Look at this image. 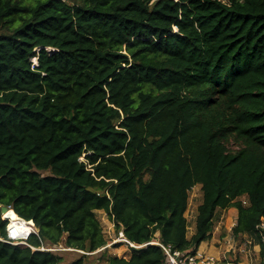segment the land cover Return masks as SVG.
I'll use <instances>...</instances> for the list:
<instances>
[{"label":"trees","instance_id":"obj_1","mask_svg":"<svg viewBox=\"0 0 264 264\" xmlns=\"http://www.w3.org/2000/svg\"><path fill=\"white\" fill-rule=\"evenodd\" d=\"M0 204L37 229L11 243L0 212V264H84L97 210L147 243L100 264L195 252L227 207L259 242L264 0H0Z\"/></svg>","mask_w":264,"mask_h":264},{"label":"rangeland","instance_id":"obj_2","mask_svg":"<svg viewBox=\"0 0 264 264\" xmlns=\"http://www.w3.org/2000/svg\"><path fill=\"white\" fill-rule=\"evenodd\" d=\"M81 159H83L81 157ZM42 174H47V171H41ZM201 201V190L199 185H195L190 193H189V202H188V209L186 211V219L188 222L187 226V236L189 237L194 231V218L196 214V207ZM96 217L100 223L102 232L107 240L106 245L111 242L112 238H114L117 233L115 228L108 217L107 213L103 210H97ZM3 218V214H2ZM4 219V218H3ZM216 222L214 224V239L218 240L219 243L214 244L213 240H205L200 242L197 247V250L205 252L207 254H212L214 256L218 255V251L220 250L222 256L224 254V258L227 261L233 262H240L242 264H253L259 262V257L257 254V247L252 248V245H242L244 247V251L232 253L228 249V247L232 246L235 249L241 247L242 239H237L232 235V226L236 222V209L234 207H227L224 209H217L216 211ZM9 224V220H7ZM30 226V224H29ZM34 230L36 228L31 225ZM7 229V226H6ZM213 235V234H212ZM158 234H155V239L157 238ZM233 236V239L231 238ZM24 239H21L23 241ZM19 244L18 242H15ZM118 243H114L113 246L105 247V249L95 250L92 253H85L86 256L84 258V264H100L105 261V257L111 256H119L128 258L129 256V249L125 243L119 242L117 247H114ZM105 245V246H106ZM47 246V245H44ZM67 247L64 246L63 243L57 244L55 247L54 253H57L62 256L63 260L62 263L70 262L83 254L84 251L78 249H74L76 251L68 250ZM218 248V249H217ZM82 251V252H80ZM249 260V261H248Z\"/></svg>","mask_w":264,"mask_h":264},{"label":"built area","instance_id":"obj_3","mask_svg":"<svg viewBox=\"0 0 264 264\" xmlns=\"http://www.w3.org/2000/svg\"><path fill=\"white\" fill-rule=\"evenodd\" d=\"M242 202L245 204L246 203V198H242ZM235 225V224H234ZM233 225V226H234ZM232 226V227H233ZM31 229L25 233L23 236L16 234L12 229L9 228V224H7V236L9 238V240L11 241V243H15V242H20V244H24L27 245V243L25 242V240L27 239V237L29 236L30 233H36V231L34 230V228L30 225ZM214 228V227H213ZM256 230L257 232L260 234L261 239L259 242H254V239L252 238V236H248L246 234H238V235H233L234 237H237V239H242V244L241 247L238 249L233 248L232 246L228 247L227 250H229L232 253H236V252H242L244 251V247H242V245H252V248L257 247V254L259 257V262L258 263H253V264H260V262L262 264H264V255L261 256L260 252L261 250H264V216L260 217V221L259 223L256 225ZM212 236L210 238V240H214V244L219 243V241L216 239H214V231L212 230ZM233 236H231V238L233 239ZM21 239H24L23 241H21ZM125 243L126 246L128 247V249L132 248H139L142 246H145L147 243L144 244H135L130 242L128 239L125 238L122 230L117 232V235L112 238L111 242L108 243L106 246H102L101 248L97 249V250H101V249H105V247L108 246H113L114 243ZM148 243H156L158 244L165 255V259H164V263L163 264H242L240 262H233V261H227L226 258H224V254L222 256H220L221 252L220 250L218 251V255L214 256L212 254H207L205 252L196 250L195 252H190L189 250H184V251H179V250H174L172 249L169 245H164L160 242H148ZM56 246H52V245H47V246H40L38 247L39 250H46V251H54ZM66 249L68 250H72V251H76L72 248L67 247ZM79 251V250H78ZM82 252V251H80ZM249 261V260H248Z\"/></svg>","mask_w":264,"mask_h":264},{"label":"bare ground","instance_id":"obj_4","mask_svg":"<svg viewBox=\"0 0 264 264\" xmlns=\"http://www.w3.org/2000/svg\"><path fill=\"white\" fill-rule=\"evenodd\" d=\"M3 217L9 218V228L12 229L16 234L23 236L31 229L29 224L32 225V223L19 218L11 210L3 213Z\"/></svg>","mask_w":264,"mask_h":264},{"label":"water","instance_id":"obj_5","mask_svg":"<svg viewBox=\"0 0 264 264\" xmlns=\"http://www.w3.org/2000/svg\"><path fill=\"white\" fill-rule=\"evenodd\" d=\"M9 210H11L12 212H14L13 211V209L12 208H10L9 206H5V205H1L0 204V212H1V214H3V213H5V212H7V211H9ZM15 213V212H14ZM16 214V213H15ZM17 215V214H16ZM18 216V215H17ZM19 217V216H18ZM4 218V217H3ZM19 218H21V217H19ZM4 219H6V220H9V218H4ZM22 219V218H21ZM24 220V219H23ZM28 222H30V223H32V225H34V222H33V220L32 219H29V220H27Z\"/></svg>","mask_w":264,"mask_h":264},{"label":"crops","instance_id":"obj_6","mask_svg":"<svg viewBox=\"0 0 264 264\" xmlns=\"http://www.w3.org/2000/svg\"><path fill=\"white\" fill-rule=\"evenodd\" d=\"M213 240V239H212ZM214 241V240H213ZM218 249V248H217Z\"/></svg>","mask_w":264,"mask_h":264}]
</instances>
